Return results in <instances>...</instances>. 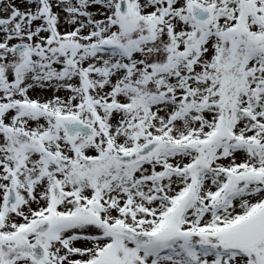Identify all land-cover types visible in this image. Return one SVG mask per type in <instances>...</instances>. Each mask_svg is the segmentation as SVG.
<instances>
[{"label": "snow or ice", "instance_id": "1", "mask_svg": "<svg viewBox=\"0 0 264 264\" xmlns=\"http://www.w3.org/2000/svg\"><path fill=\"white\" fill-rule=\"evenodd\" d=\"M0 264H264V0H0Z\"/></svg>", "mask_w": 264, "mask_h": 264}]
</instances>
